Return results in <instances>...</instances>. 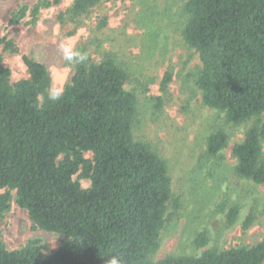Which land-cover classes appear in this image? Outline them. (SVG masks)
<instances>
[{
	"label": "trees",
	"instance_id": "trees-1",
	"mask_svg": "<svg viewBox=\"0 0 264 264\" xmlns=\"http://www.w3.org/2000/svg\"><path fill=\"white\" fill-rule=\"evenodd\" d=\"M111 0H73L62 23L77 22L90 9ZM59 0H55L58 3ZM50 6L38 3L33 16ZM182 38L199 55L192 72L202 103L239 126L264 113V0H186ZM20 7L10 23H18ZM4 50L12 43L1 40ZM71 60L73 76L58 101L47 98L50 78L41 63L23 57L28 78L10 84L0 56V219L16 205L26 210L33 230L62 235L66 242L46 254L38 241L8 250L0 241V264H264V241L227 250L210 248L198 257L168 256L153 262L172 201L168 165L133 137L138 98L125 89L128 72L112 55ZM169 81L163 80V86ZM42 97L40 101L39 97ZM219 128L206 139V155L226 146ZM264 122L257 121L233 146L234 174L264 184ZM92 154L86 158L85 154ZM89 179L83 189L73 177ZM14 192V195L12 194ZM232 207L227 226L238 216ZM248 216L244 228L252 223ZM207 243L197 234L194 245Z\"/></svg>",
	"mask_w": 264,
	"mask_h": 264
},
{
	"label": "rangeland",
	"instance_id": "rangeland-1",
	"mask_svg": "<svg viewBox=\"0 0 264 264\" xmlns=\"http://www.w3.org/2000/svg\"><path fill=\"white\" fill-rule=\"evenodd\" d=\"M185 1L111 0L93 7L77 22L62 23L59 16L73 0H0V41L14 47V51L4 50V43L0 44L2 65L11 73V85L28 78L23 61L27 57L44 65L49 87L63 89L74 73L67 53L84 47L92 61L109 54L128 72L125 89L138 98L133 137L166 161L171 180L173 197L153 262L264 241V184L238 178L232 155L233 146L244 139L246 130L257 121L264 122V113L233 126L225 123L222 113L202 103L192 77L201 67L199 55L182 38L185 16L180 8ZM42 2L50 6L33 16L29 9ZM23 6L28 7L25 16L10 23ZM166 76L169 81L163 86ZM219 128L228 134V142L218 155L209 157L206 139ZM73 179L83 189L90 186V180L79 173ZM234 206L238 216L227 226V214ZM251 214L252 223L244 228ZM30 222L27 211L16 205L13 196L10 210L0 219V241L8 250L38 241L42 251L50 254L67 241L59 234L33 230ZM202 232L207 243L198 248L194 240Z\"/></svg>",
	"mask_w": 264,
	"mask_h": 264
},
{
	"label": "clouds",
	"instance_id": "clouds-1",
	"mask_svg": "<svg viewBox=\"0 0 264 264\" xmlns=\"http://www.w3.org/2000/svg\"><path fill=\"white\" fill-rule=\"evenodd\" d=\"M67 58L69 60H75L76 62H84L87 60L86 53L72 52L71 50L67 53ZM63 96V89L58 87H49L47 89V98L53 102L58 101ZM106 264H123L122 258L117 255L110 256Z\"/></svg>",
	"mask_w": 264,
	"mask_h": 264
}]
</instances>
